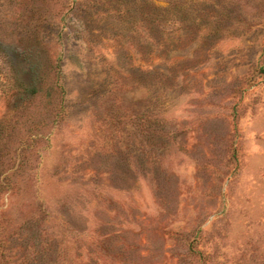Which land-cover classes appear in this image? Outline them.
<instances>
[{
    "label": "rangeland",
    "instance_id": "1",
    "mask_svg": "<svg viewBox=\"0 0 264 264\" xmlns=\"http://www.w3.org/2000/svg\"><path fill=\"white\" fill-rule=\"evenodd\" d=\"M0 264H264V0H0Z\"/></svg>",
    "mask_w": 264,
    "mask_h": 264
}]
</instances>
